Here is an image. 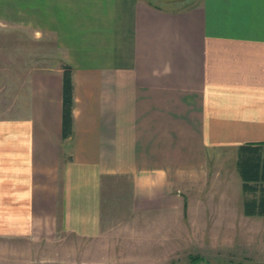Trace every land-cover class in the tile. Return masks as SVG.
<instances>
[{"label": "crops", "instance_id": "crops-1", "mask_svg": "<svg viewBox=\"0 0 264 264\" xmlns=\"http://www.w3.org/2000/svg\"><path fill=\"white\" fill-rule=\"evenodd\" d=\"M16 32L59 54L0 87V264L245 259L236 231L264 264L263 216L209 192L264 143V0H0Z\"/></svg>", "mask_w": 264, "mask_h": 264}, {"label": "rangeland", "instance_id": "rangeland-1", "mask_svg": "<svg viewBox=\"0 0 264 264\" xmlns=\"http://www.w3.org/2000/svg\"><path fill=\"white\" fill-rule=\"evenodd\" d=\"M8 30L10 28H15L12 26H7ZM6 29V28H5ZM15 31V30H11ZM16 36L5 37L4 35L0 38L4 40L3 46L0 47V87L2 86L3 82L8 80L10 77H14L16 75L22 74L26 69L30 68H46L47 66H51L56 63L58 59L59 53H51V52H31L30 49L32 48L29 42H27V36L23 35L19 32ZM13 35V34H12ZM15 44L18 45V49L15 48ZM260 153H264V149H260ZM226 158V162L224 164H216L214 165L215 173L217 174L220 172L219 177L225 181V187L228 185L227 195L225 197L222 196L223 186L221 184L214 187V190L211 188L209 192H213L211 195V199L214 200L215 203L219 204L223 202L222 200L226 199L229 201L231 207L236 209H240L242 207L244 194L242 191V181L237 171V154L234 153H226L224 154ZM225 166V170H224ZM222 167V168H221ZM226 174L225 175V172ZM224 173V174H223ZM224 175V176H223ZM227 176V177H226ZM218 177V176H217ZM218 180V179H217ZM221 182V181H219ZM212 183L210 181L209 185ZM213 190V191H212ZM226 201V202H227ZM240 214V212H238ZM218 214H220L218 212ZM251 218V217H250ZM259 219L262 217L254 216L251 219ZM264 218V217H263ZM231 246L234 251H236L239 247L246 248L245 251L247 255H245V259H242V254H240L238 258L237 255L232 254V258H229L228 255H223V252L207 255L202 253L192 252L191 254V263L192 264H262L260 259H256L254 255L255 249V241L253 237H247L244 239L239 231L235 232V235H231ZM218 248L220 246L218 245ZM231 250V249H230ZM231 250V251H233ZM235 253V252H234ZM190 257V256H189ZM183 258L181 260L175 259L172 261L166 262L162 258V264H190V258ZM264 259V253L261 255ZM232 260V261H231ZM262 260V259H261ZM264 261V260H262Z\"/></svg>", "mask_w": 264, "mask_h": 264}, {"label": "trees", "instance_id": "trees-1", "mask_svg": "<svg viewBox=\"0 0 264 264\" xmlns=\"http://www.w3.org/2000/svg\"><path fill=\"white\" fill-rule=\"evenodd\" d=\"M73 83L71 67L64 66L62 78V133L67 137L72 132ZM264 143L242 145L237 152V171L242 181L244 196L242 208L247 216L264 217ZM190 264L191 258H190ZM238 264V263H236Z\"/></svg>", "mask_w": 264, "mask_h": 264}]
</instances>
